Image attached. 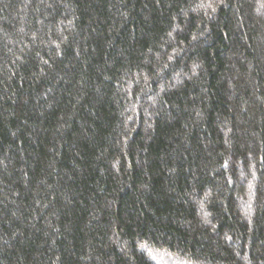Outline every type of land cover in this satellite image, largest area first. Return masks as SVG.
<instances>
[{
	"label": "trees",
	"instance_id": "trees-1",
	"mask_svg": "<svg viewBox=\"0 0 264 264\" xmlns=\"http://www.w3.org/2000/svg\"><path fill=\"white\" fill-rule=\"evenodd\" d=\"M264 264V0H0V264Z\"/></svg>",
	"mask_w": 264,
	"mask_h": 264
},
{
	"label": "rangeland",
	"instance_id": "rangeland-1",
	"mask_svg": "<svg viewBox=\"0 0 264 264\" xmlns=\"http://www.w3.org/2000/svg\"><path fill=\"white\" fill-rule=\"evenodd\" d=\"M152 258L158 264H188L178 257L172 256L166 253H161V252L152 254Z\"/></svg>",
	"mask_w": 264,
	"mask_h": 264
}]
</instances>
